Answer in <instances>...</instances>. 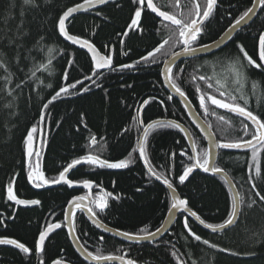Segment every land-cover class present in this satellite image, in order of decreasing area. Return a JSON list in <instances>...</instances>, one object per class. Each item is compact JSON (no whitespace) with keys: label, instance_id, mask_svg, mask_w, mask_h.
Returning a JSON list of instances; mask_svg holds the SVG:
<instances>
[{"label":"trees","instance_id":"16d2710c","mask_svg":"<svg viewBox=\"0 0 264 264\" xmlns=\"http://www.w3.org/2000/svg\"><path fill=\"white\" fill-rule=\"evenodd\" d=\"M254 1L218 0L216 11L206 22L204 34L197 44H213L243 11L253 7ZM83 2L37 0L40 7L33 9L25 6L23 0H15V7H11L13 0H0V51L6 54L8 67L14 73L13 83L5 87L14 89L15 96L14 108L9 110L4 106L5 93L0 92V238L16 239L31 250L30 254H23L9 245H0V264H41V261L42 264H54L56 260H60L61 264H86L70 243L65 229V213L68 203L75 196L87 195V192L72 190L67 186L56 189L31 186L24 139L32 127H37V132L33 133L34 155L31 162L34 166L39 165V170L49 181L58 178L72 160L84 155L93 154L100 159L116 162L127 159L132 153L135 162L126 169L85 165L69 177L78 185H83L84 180L91 182L93 197L103 192L116 197H108L109 207L97 217L103 225L116 232L142 234L139 232L142 227L155 231L163 226L168 216L170 193L148 175L138 151L132 152L137 147L142 126L146 127L156 120L175 121L190 132L197 153L207 150L204 139L192 127L181 103L174 98L167 99L170 94L162 81L164 61L172 53L182 51V46L165 45L156 54L158 63L136 64L142 56L167 39L171 34L169 30L154 15L143 14V32L139 26H135L136 30L133 31L130 19L134 16L135 5L132 0H114L98 10L76 16L68 25L70 34L88 40L101 55L112 57L116 70L102 72L97 78L93 75L96 69L89 56L70 46L55 30L59 15L68 7ZM154 2L169 13L178 14L181 11L174 9L170 0ZM97 12L100 14L97 15ZM21 19L30 33L25 46L27 50L23 53L29 57L24 62L27 67L24 63L17 66L16 53L7 44L6 33L9 30L14 32ZM124 32H128V35H122ZM262 33L264 8L261 7L253 23L240 31L225 49L210 57L182 62L173 70L174 76L178 77L177 83L185 91L196 113L206 125H212L211 131L217 142H230L241 137L245 141L250 139V136L243 135L242 122H247L211 105L210 108L217 115H224L231 125L224 124L215 116H205L199 108L198 96L204 93L218 95L215 91L216 80L221 79L223 83L222 76L226 74L228 66L237 58H242L237 45H243L245 51L259 62L258 37ZM41 34L45 38L43 46L51 49V52H40L35 47V40ZM33 54L35 58H32ZM49 57L53 61L50 72H37L38 78H31L33 64H46ZM69 61L72 62L71 67ZM123 64H136V67L121 71L119 67ZM65 71L69 75L67 81L62 79ZM3 75L0 69V85H3ZM201 75L212 78L213 89L207 87L206 81L199 79ZM85 76H92L95 83L85 79ZM193 77L196 79L193 80ZM247 77L248 83L244 86L247 107L264 119V71L248 68ZM21 80L24 81L23 88L16 89L15 84ZM77 81H83V84H77L78 89L86 86L90 91L63 96L50 105L45 120L41 121L43 103L61 86ZM253 81L259 84L255 93L252 90ZM48 84H51V88L47 87ZM97 84L100 86L97 87ZM197 87H200V93L196 92ZM10 111H14L15 115H9ZM93 138L95 147L92 146ZM37 152L38 157L35 155ZM146 152L157 173L167 176L174 183L179 197L187 199L191 210L206 223L219 224L227 218L232 194L221 178L196 171L185 184H179V175L192 162L189 160L192 152L182 131L173 128L153 130L148 137ZM181 152L185 154L181 155ZM251 156V152H220L218 156L217 166L230 177L237 191L246 200L251 198L257 201L251 209H243L232 229L221 234H209L187 217L192 231L217 245L216 248H209L188 235L183 226L185 215L178 218L171 231L159 242L135 246L103 235L90 225L83 214H79L75 220L80 244L93 253L99 248L103 255L127 254L126 258L135 260L137 264H264V204L252 189V183H256L255 191L264 195V182L249 181V176H254V171L249 168L253 163ZM258 160L264 171V149L260 150ZM9 184L18 199L39 200L40 204L27 209L14 204L7 198ZM54 223H60L62 227L48 238L45 251L41 255L36 253L34 245L39 233ZM219 248L228 251L220 252ZM173 252H176V256L172 255ZM232 252L237 254L232 255Z\"/></svg>","mask_w":264,"mask_h":264},{"label":"snow or ice","instance_id":"6c2138e0","mask_svg":"<svg viewBox=\"0 0 264 264\" xmlns=\"http://www.w3.org/2000/svg\"><path fill=\"white\" fill-rule=\"evenodd\" d=\"M110 0H84L83 3H77L73 7H68L65 11L59 15L58 20L55 25V30L59 37H63L64 40L71 42L73 45H79L80 48H86L88 52L92 54V61H94V67L97 70L93 75L99 76L102 74V70H116L113 68V60L110 55H100L97 49L86 39H80L76 35L70 34L68 25L70 24V18L74 17V14L89 11L97 7L98 5L108 4ZM172 7L181 9V11L176 14L175 12L169 13L167 11L161 10L160 6L154 2V0H132L134 8V16L130 19V24L133 26V31L136 30L135 26H139L140 31L143 32L142 26V17L143 14H155V17L161 18L159 23L163 25L165 29H168L171 33L167 39H164L157 47L152 51H149L147 55L142 56L141 60L137 61L136 64L141 62L145 63H158L157 53H160L162 49L165 48V45H176L179 44L182 46L181 52L172 53L169 60L164 61V71L163 76L164 80L167 81V87L174 90L175 93L181 98L182 102L186 105L191 102L188 99L185 91L182 90L181 86L177 83L178 77L174 76L171 65L175 63L178 57L181 55H195L197 52L206 51L210 45H198L197 42L204 34L206 22L209 21L217 8L218 0H184V3H181V0H170ZM23 4L27 7L33 9H39L40 5L37 3V0H23ZM255 4L260 5L264 8V0H255ZM117 6H119L117 4ZM11 7H15V0ZM255 5L253 7H248L241 15L238 16L231 23L230 27L219 37L218 40L213 43L220 45L221 41L231 40L232 33L236 31L241 25H246L250 15L254 14ZM23 9L21 11V17H23ZM100 13L97 12V15ZM67 22V23H66ZM24 20L21 19L20 23L17 25L14 32L9 30V33H6L7 44L10 50L15 51L16 64L19 67L20 64L24 63L25 60L29 57L24 56V51H26V44L28 42L30 33L24 28ZM174 26V27H173ZM122 35L127 36L128 32L122 33ZM44 35H39V39L35 40V47L39 49L40 52L49 51L51 49H46L43 46ZM259 41V62L253 59L244 49L243 45H237L239 52L242 53V58H237L231 65L228 66L226 74L222 76L223 83L221 79L216 80L215 91L218 93L210 94L204 93L198 96L199 108L203 110L205 116H215L216 119L222 121L226 125H231V121L226 119L224 115H217V113L210 108L214 106L215 109H225L229 113L235 114L237 117L242 118V121H248L249 123L242 122V129L244 136H250L248 140H243L241 137L238 140H233L230 142H217L214 138L209 135V145L210 149H250L253 161L252 165L249 166L250 170L254 171V176H249V181L259 180L264 182V171H262L261 165L258 160V155L261 149H264V119H261L258 115L254 114L252 110H249L247 107L248 99L247 95L244 93V86L248 83L247 70L248 68L259 69L264 71V33L260 34L258 37ZM127 54V53H125ZM35 58V54L33 57ZM246 62V63H245ZM71 61H69V67H71ZM53 64L52 59L49 57L47 63H34L32 69L30 70V76L33 79L38 78L37 72H50V66ZM136 64H123L119 67V70L133 69L136 67ZM24 66L27 67V64L24 63ZM0 69L3 70V85H0V92L5 93V104L4 106L11 110L14 108L15 96L14 89L6 88L5 85H11L13 83L14 73L8 67V62L6 59V54L0 51ZM23 71L22 68L19 69ZM182 71V70H180ZM69 78L68 72L65 71L63 74V80L67 81ZM85 79L93 80L92 76H85ZM196 77H193L195 80ZM201 81L207 82V87L213 89L214 85L211 82V77L201 75L199 77ZM83 84V81H77L76 83L65 84L55 91L54 95L51 96L47 102L43 103L42 110L40 114V120H45V113L49 110L50 105H53L55 101L61 99L63 96H72V95H81L90 91L89 87H83L82 90L77 88V84ZM233 85L235 87L233 88ZM24 86V81L21 80L19 83L15 84L16 89H22ZM100 85L97 84V87ZM47 87L51 88V84H48ZM259 87L258 82H252V90L255 93L256 89ZM232 91H229V89ZM72 90H75L73 92ZM196 92L200 93V87L196 88ZM237 94H233V93ZM168 100H172L173 96L169 95ZM242 101L243 103H240ZM145 104L147 101L144 102ZM190 110V109H189ZM9 115H15L14 111H10ZM139 123V121H138ZM203 127V126H201ZM179 129L184 131L181 124L172 121V120H156L151 123H148L146 127H143V131L140 136L137 138V147L132 149V152L139 153V159L143 160L144 166L147 169V173L150 177H154L156 181H160L170 193L171 202L170 207L168 208V219H165V224H170L172 222V217L175 213H187V216L184 217L183 226L187 230L188 235L191 236L195 241L200 242L204 245H207L209 248H216L217 245L210 243L208 239H202L200 235L195 234L192 229L189 227V222L187 217H194L199 223L206 229H210L212 233H216L219 230H224L238 220L241 212L246 207L251 209L257 204L255 199H245L244 195L240 192H234L231 196L230 202V213L227 218L219 224L206 223L195 211H192L188 206L189 201L187 199H182L177 195V187L174 186V183L165 175L158 174L152 162L150 161L147 152L146 144L148 137L153 130L156 129ZM212 125H207V129L210 132ZM139 131V129H138ZM37 132V127H32L26 134L24 139L25 149L27 151V156L29 157V171L28 178L30 181L33 180L35 175L38 178L39 183H34L35 187H43L48 184H65L68 187H73L74 182L66 178V173L69 169L74 168L77 165L85 164L89 166H98L99 168L107 169H126L130 164L134 163L132 153H129L127 159H120L116 162H109L106 159H100L99 156L88 154L80 158L72 160V162L60 172L59 177L51 181L47 180L44 177L42 171L39 170V165H33L31 158L33 157V133ZM255 141V143H253ZM95 138L92 139V144L95 145ZM257 146H260L259 148ZM184 152H181V155H184ZM38 157L39 153H35ZM174 155V154H173ZM212 158L211 150H204L200 153H197V146L195 141L192 143V154L189 156V160L192 161L190 164L186 165L183 173L179 175L178 181L180 185L185 184V181L188 179L189 175L193 173L194 169H201L203 172H211L213 174L223 173L224 170L221 167L216 166L214 163L210 164ZM35 169V171H34ZM226 175V174H225ZM230 183V181H226ZM257 185L252 183V189L256 197H259V201L264 204V195H261L259 191H255ZM83 188L89 190V195H77L69 203V211L65 213V221L68 223V234L70 238L77 240L79 242V237L76 235V209L81 213L87 212L92 217V223L96 228H102L103 231L107 232L109 229L106 225H103L101 220L98 219V215L101 212H104L105 209L109 207L108 197L115 199L112 193L103 192L102 195H97L92 197L91 189L93 184L88 180L83 181ZM140 189H137L139 191ZM103 191V190H101ZM7 198L10 201H14L17 205H37L40 204L39 200H24L18 199L13 194V187L9 184L7 189ZM87 202V203H86ZM98 210V211H97ZM62 224L54 223L48 225L45 230L39 233V238L35 242L34 250L36 253H42L45 251V240L49 236L50 232L55 229H60ZM162 231H168L167 228L159 227L155 231H149L146 227L139 229V232L142 234H133L126 231H118L116 235L124 238L125 240H135L137 242L143 240H155L157 235ZM101 240L104 239L103 236L100 237ZM0 245H11L15 249H18L20 253L30 254V248L26 247L24 243L18 242L16 239L0 238ZM81 251L84 253L86 260L92 262V264H101V262L108 261H120V264H137L133 259L126 258L127 254L124 255H103L101 250L97 248L96 252L87 250L86 247L82 244ZM220 252L228 251L225 248H219ZM232 255L237 253L232 252ZM173 256H176V252L172 253ZM42 264V261H41ZM54 264H61L60 260L54 261Z\"/></svg>","mask_w":264,"mask_h":264},{"label":"water","instance_id":"95a60500","mask_svg":"<svg viewBox=\"0 0 264 264\" xmlns=\"http://www.w3.org/2000/svg\"><path fill=\"white\" fill-rule=\"evenodd\" d=\"M114 0H110V3H112ZM108 4H105V5H98L97 7L93 8V9H90L89 11H82V12H79V13H76L74 14V17L73 18H70V20L74 19L76 16L78 15H82V14H85V13H89V12H92V11H95V10H98ZM254 5H255V11H254V14L250 15V18L248 19V23L246 25H241L236 31H234L232 33V39L231 40H224V41H221L220 45H216V44H211L210 47L207 48L206 51H200V52H197L195 55H181L180 57L177 58V60L175 61L174 64L171 65L172 67V70L175 69V67L179 64H181L182 62H185V61H189V60H194V59H201V58H206V57H210L212 55H215L217 54L218 52L222 51L223 49H225L230 43L231 41L234 39V37L240 32L242 31L243 29H245L246 27H248L249 25H251L253 23V21L255 20V18L257 17L259 11H260V8L261 6L258 5V4H255V1H254ZM253 5V6H254ZM155 16V14H152ZM159 21L161 18L159 17H156ZM67 23V22H66ZM174 27V26H173ZM63 38V37H62ZM66 41V40H65ZM70 46L74 47V48H77L79 49L80 51L86 53L89 58L91 59L92 61V54L90 52H88V50L86 48H80L79 45H73L71 44V42L69 41H66ZM98 51V50H97ZM99 52V51H98ZM181 52V51H180ZM100 53V52H99ZM101 55V54H100ZM170 59V58H169ZM168 59V60H169ZM93 65H94V61H92ZM97 71V70H96ZM108 70H102V72H106ZM163 71H164V66H163V69H162V81H163V84H164V87L166 89V91L173 96L174 99H176L177 101H179L181 103V105L183 106V108L185 109L188 117H189V120L191 122V125L192 127L200 134V136L204 139L206 145H207V150H211L212 151V158H211V161H210V164L214 163L216 166H217V162H218V156H219V153L220 152H230V153H248V152H251L250 149H210V145H209V140H208V136L211 135L215 141L216 140V137L214 136V134L212 133V131H208L207 129V125L206 123L199 117V115L196 113L195 109L193 108V106L191 104H188L186 105L185 103L182 102L181 98L175 93L174 90L170 89L167 87V81L164 80V76H163ZM145 107V106H144ZM144 107L142 108V111H141V118H142V114H143V111H144ZM190 109V110H189ZM225 113L227 114H230V115H233L235 117H237L235 114L233 113H229L227 112V110L225 109H222ZM240 118V117H238ZM242 119V118H240ZM247 123H249L248 121H245ZM182 126V125H181ZM203 126V127H201ZM144 127V126H142ZM182 128L184 129L183 134L185 135L186 139H187V142L189 144V147L191 149V152H192V143H193V139H192V136L190 134V132L184 127L182 126ZM253 143H255V141H253ZM96 145V143H95ZM95 145L92 144L93 147H95ZM258 148L260 146H257ZM32 148H33V144H32ZM143 165H144V162L143 160H141ZM82 166H85V164H81V165H77L75 166L74 168L72 169H69V171L65 174L66 175V178L69 179L70 175L76 171L78 168L82 167ZM145 167V166H144ZM146 169V168H145ZM147 170V169H146ZM196 171H201L203 172L201 169H194L193 173L196 172ZM191 173L188 177V179L191 177V175L193 174ZM205 173V172H204ZM208 175H211L213 177H218V178H221L225 183L226 185L228 186V188L230 189L231 191V194H233L234 192H238L237 191V188L235 186V184L232 182V180L230 179V177L226 174V173H219V174H213L211 172H208L206 173ZM226 174V175H225ZM152 179L155 180L154 177H151ZM187 179V180H188ZM186 180V181H187ZM156 181V180H155ZM226 181H230V183L226 182ZM30 184L32 187H34V182H37L39 183V180L38 178L33 177V180L30 181ZM158 183H160L165 189H166V186H164L160 181H157ZM61 186H67L63 183L61 184H48V185H45L43 186L42 188L44 189H56V188H59ZM68 187V186H67ZM70 188V187H68ZM70 189L72 190H80V191H86L87 192V195H89V190L88 189H84L83 188V185H78V184H73V187H71ZM93 189V188H92ZM92 189H91V195H92ZM41 190V189H39ZM168 191V190H167ZM178 195V194H177ZM179 196V195H178ZM93 197V195H92ZM14 204L15 202L12 201ZM87 203V202H86ZM17 205V204H16ZM19 207L21 208H24V209H27V208H33L34 206L36 205H31V204H28V205H18ZM69 211V208L67 207L66 209V212ZM77 215L79 214H83L87 221L90 223V225L92 227H94L96 230H98L100 233H102L103 235L105 236H108V237H112V238H115L117 239L118 241H121L123 243H126V244H129V245H135V246H140V245H143V244H154V243H157L159 242L160 240H162L170 231L171 229L173 228V226L175 225V223L177 222L178 218L182 215H185L187 216V213H175L174 216L172 217V222L170 224H163V228H167L168 231H162L161 233H159L157 235V237L155 238V240H143V241H140V242H137L135 240H132V241H129V240H125L124 238L116 235V231L112 230V229H109V231L105 232L103 231L102 228H96L95 225L92 223V217L85 211L83 213H81L78 209L75 210ZM188 218L193 221L198 227H200L202 230H204L205 232L209 233V234H221L223 232H226L230 229H232L238 222V220L236 221V223H234L233 225H231L230 227L224 229V230H219L218 232L216 233H212L210 229H206L204 228L200 223L199 221H197L194 217H191V216H188ZM168 219V216L167 218ZM65 229H66V232L68 234V223L65 221ZM57 230L59 229H55L53 230L52 232H50L49 236L46 238L45 242L47 241V239L53 234L55 233ZM68 237H69V240H70V243L75 251V253L77 254V256L86 264H92V262H90L89 260H86L85 257H84V253L81 251V244L80 242H77V240L75 239H72L70 238L69 234H68ZM11 246V245H9ZM11 247H14V246H11ZM40 255L42 253H39ZM101 264H120V261H108V262H101Z\"/></svg>","mask_w":264,"mask_h":264},{"label":"flooded vegetation","instance_id":"af4514ba","mask_svg":"<svg viewBox=\"0 0 264 264\" xmlns=\"http://www.w3.org/2000/svg\"><path fill=\"white\" fill-rule=\"evenodd\" d=\"M92 195H93V193H92ZM48 240V239H47ZM46 243V242H45Z\"/></svg>","mask_w":264,"mask_h":264},{"label":"bare ground","instance_id":"6f19581e","mask_svg":"<svg viewBox=\"0 0 264 264\" xmlns=\"http://www.w3.org/2000/svg\"><path fill=\"white\" fill-rule=\"evenodd\" d=\"M34 143V142H33Z\"/></svg>","mask_w":264,"mask_h":264}]
</instances>
